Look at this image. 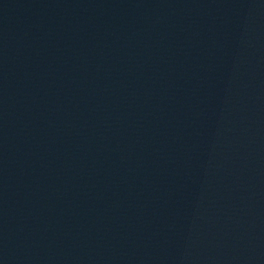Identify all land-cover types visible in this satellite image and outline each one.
I'll return each mask as SVG.
<instances>
[{
  "label": "water",
  "instance_id": "1",
  "mask_svg": "<svg viewBox=\"0 0 264 264\" xmlns=\"http://www.w3.org/2000/svg\"><path fill=\"white\" fill-rule=\"evenodd\" d=\"M0 264H264V0H0Z\"/></svg>",
  "mask_w": 264,
  "mask_h": 264
}]
</instances>
